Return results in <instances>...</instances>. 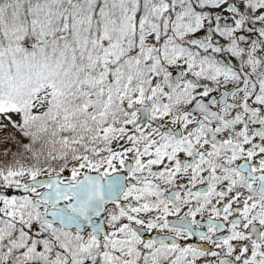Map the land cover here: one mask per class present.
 Listing matches in <instances>:
<instances>
[{"label":"snow or ice","instance_id":"1","mask_svg":"<svg viewBox=\"0 0 264 264\" xmlns=\"http://www.w3.org/2000/svg\"><path fill=\"white\" fill-rule=\"evenodd\" d=\"M0 264H264V0H0Z\"/></svg>","mask_w":264,"mask_h":264}]
</instances>
